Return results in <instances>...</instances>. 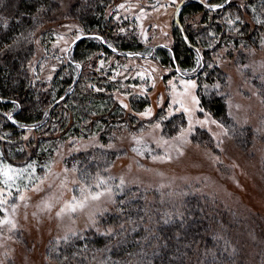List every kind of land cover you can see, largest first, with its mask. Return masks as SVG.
I'll use <instances>...</instances> for the list:
<instances>
[{"label": "rangeland", "instance_id": "1", "mask_svg": "<svg viewBox=\"0 0 264 264\" xmlns=\"http://www.w3.org/2000/svg\"><path fill=\"white\" fill-rule=\"evenodd\" d=\"M190 1L201 0H176L175 5L172 0L113 2L106 9V16L112 29L109 34L114 41L106 42L103 39L99 42L104 41L116 48L119 46L117 41L122 40L130 44L131 49L121 52V55L102 50L87 53L83 69L82 65L77 68L79 63L75 64L70 59L80 40L75 44L71 41L78 29L84 30L82 39L96 37L98 34L94 30L84 27L65 9L62 17L41 31L35 41V54L28 64L32 82L51 87L53 99H56L59 83L66 84L70 78L74 83L79 73H83L88 89L98 93L107 90L109 93L110 90L123 116H117L107 124L104 120L102 122V115L93 114L92 120L101 119L94 129L67 132L68 126L73 123L71 120L66 128L60 129L58 125L57 133L50 136L52 129L44 130L57 124L52 119L54 114H51L54 124L47 122V126L39 130L25 127V132L16 138L27 152L25 157L8 160L0 155V160L14 167H24L35 161L36 169L31 183L27 180L17 181L19 191L16 187L9 189L3 183V177H0V199L6 201L0 206V219L7 217L16 225L12 230L7 224L0 225V261L3 264H59L55 258L54 244L64 240L62 238L69 229L76 235L88 230L97 231V228V232H102L100 219L114 208L118 197L130 189L147 194L151 203L167 208V214L173 213L174 209H183L187 198L194 196L209 204L218 203L221 207L223 204L225 208L222 209L219 228L226 231L222 221L226 219L225 216H233L237 226L233 240L242 253L244 264H264V24L256 22V18L264 21V9L251 5V0H233L235 3L237 1L239 12L220 15L218 9L215 12L208 10L206 15L190 16L186 14L188 9L185 7ZM222 2L203 0L204 5ZM242 3L248 7H240ZM182 14L187 32L208 41L206 46L200 43V64H197L195 55L194 65L189 68L172 67L168 50L177 42L179 32L176 19ZM237 15L243 23L229 25V16L234 19ZM217 18L222 24L218 33L213 25L218 23ZM245 25L250 27L253 35L250 33L249 37H244L241 30ZM66 47L69 51H62ZM189 80L196 82V87L190 91L199 100L198 105L189 104L193 109L194 131L188 136L189 143L176 144L171 138L177 135L181 127L187 128L189 117L182 109L176 111L180 105L173 103L174 92L169 81L175 84L176 92L182 93L184 85L181 81ZM216 84L218 88L214 87ZM212 92L225 99L232 123L231 127L224 126L227 134L216 124H195V120H203L205 114L211 120L218 121L200 104V94ZM121 101L128 107L124 108ZM149 107L152 109L151 116L138 115ZM135 108L141 110L136 111ZM174 116L178 117L176 124L181 123V116L186 124L180 126L175 134H168L164 130V123ZM157 123L161 125L158 129L154 127ZM202 130L204 136H200ZM234 130H239L245 137L249 136L247 143L252 145L248 149L238 144ZM199 131L196 136L195 133ZM63 133L65 137L61 138ZM134 135L142 136L152 152L149 153L147 149L144 155L134 152L132 149L138 147L133 140ZM161 136L170 141L169 146H156L155 140ZM218 141L222 142L219 148L216 146ZM109 144L114 147H107ZM177 147L182 149V155L176 151ZM34 148L42 154L34 155ZM97 148L104 149L106 154L115 152V160L108 166H98L97 163L98 169L94 172L90 168L79 170L76 156ZM165 150L172 156L171 161L151 158L152 155H163ZM106 154L104 157H107ZM88 158L90 161L97 160V155ZM73 167L78 171L73 172ZM64 169H68V172L65 173ZM85 170L92 174L99 171L113 177L110 183L114 189L115 203L105 198L96 206L101 214L95 217L97 224L94 226L89 222L88 213L95 209L78 211L71 219L55 215L61 201L70 200L74 194L79 195L78 185H73L72 181L78 180L80 172ZM65 177L67 186L62 189L61 201H55L50 211L44 209L42 202L52 193L59 194L60 181ZM121 178L124 180L122 189L118 187ZM223 179L227 184H222ZM9 191L11 196L8 195ZM21 193L24 200L19 198ZM241 200L246 204H242ZM12 205L16 206L15 210ZM238 239L240 241L237 242Z\"/></svg>", "mask_w": 264, "mask_h": 264}, {"label": "trees", "instance_id": "2", "mask_svg": "<svg viewBox=\"0 0 264 264\" xmlns=\"http://www.w3.org/2000/svg\"><path fill=\"white\" fill-rule=\"evenodd\" d=\"M116 1L118 0H0V153L4 158L12 160L25 157L27 152L16 141L18 135L25 132V127L20 125H35L36 130L45 128L47 122L52 123L51 114H54L52 119L57 124L44 130L46 132L52 129L50 136L57 133L58 125L61 126L60 129L66 128L71 120L73 123L68 126L67 132L88 131L94 129V125L101 119L110 124L117 116H123L110 90L109 93L108 90L98 93L88 89L83 73H79L74 83L71 78L66 84L59 83L57 98L53 99L51 87L33 83L28 69L35 54L36 39L44 27L63 16L65 9L67 14L84 27L94 30L106 42L114 41L109 34L112 29L109 27L106 9ZM251 1V5L262 6L264 9V0ZM185 7L188 9L186 14L190 16L206 15L208 12L201 1H190ZM239 9L237 1L235 3L231 0L230 6L226 5L218 12L220 15L224 12L231 14L233 11L239 12ZM183 14L178 19L183 28L177 25V42L172 48H168L172 67L177 68L192 67L197 50L199 57L202 54L200 43L206 46L208 42L187 32ZM217 19L218 23H213L216 33L222 28L219 18ZM241 31L244 37H249L251 33L248 25L242 26ZM17 38L18 43L5 49L6 44L12 45ZM117 42L119 46L112 47L117 50L115 52L104 41L100 43L94 37L83 38L75 45L70 59L73 63L82 65L83 69L87 53L102 50L121 55V52L131 49L130 44H125L122 40ZM57 101L59 103L56 104ZM200 104L224 126H232L223 96L213 92L200 94ZM62 106L63 110L59 111ZM141 108L135 110L140 111ZM9 112L13 114L15 123L4 115ZM93 114L102 115L101 119L92 120ZM181 117L179 124H176L177 116L166 121L165 132L175 134L180 126L185 125L186 120ZM200 132L195 135L198 136ZM233 133L242 148L248 149L252 145L247 143L249 136L245 137L239 130H234ZM201 135L204 136L203 130ZM64 137L63 133L61 138ZM32 150L34 155L42 154L37 148ZM104 153L106 154L104 149L99 148L79 153L76 156L80 164L79 170L90 168L94 172L98 169L97 163L98 166H108L115 160V152H107V157H104ZM91 155H97V160L90 161L88 157ZM221 181L223 185L227 182L225 179ZM222 206L225 208L223 204ZM223 207L194 196L187 198L183 209H174L173 213L167 214V208L151 203L147 194L130 189L118 197L113 211L100 219L102 232L88 230L54 244L55 258L59 264H244L242 253L233 240L237 230L235 218L225 216L222 225L227 229L224 231L219 228ZM165 220L169 222L165 223ZM108 228H112L113 232L105 235Z\"/></svg>", "mask_w": 264, "mask_h": 264}, {"label": "snow or ice", "instance_id": "3", "mask_svg": "<svg viewBox=\"0 0 264 264\" xmlns=\"http://www.w3.org/2000/svg\"><path fill=\"white\" fill-rule=\"evenodd\" d=\"M181 2H183V0H181ZM201 2L203 3V0H201ZM176 0H172V4L175 5ZM230 6L231 5V0H223L222 3H208L206 5H204L208 10L210 11H217L218 9L222 10L225 8V6ZM119 7H124V5H119ZM177 7V11H179V6L176 5ZM240 7L242 8H247L248 6L245 4H241ZM253 11H255V8H253ZM237 22H241L243 23V21H241V17L239 15L235 16V18H231V16H229L227 23L229 25H234ZM256 22L257 23H261L264 24V21H261L259 18H256ZM7 25H5L6 27ZM121 31H123V29H121ZM84 35V30L83 29H78L77 30V34L75 35L74 39L71 41V43H76V41H79L82 39ZM214 35V34H213ZM95 39H99V40H103V37L100 36H96L94 37ZM61 39H63V37H61ZM19 40L14 39L13 40V44L9 45L6 44L4 47L5 49H10L14 44L18 43ZM109 48L112 47L111 44L108 45ZM62 51L64 52H68L69 48H64L62 49ZM113 51H115V49H113ZM129 55H132L131 53ZM101 63L103 64V61H101ZM197 64H200V57H199V50H197ZM77 68L81 67L80 64L76 65ZM127 67V66H125ZM209 67H211V65H209ZM247 67V66H245ZM193 71H195V69H193ZM115 77H113L114 79ZM181 83L184 85V91L182 93L180 92H176V86L175 84L172 83V81H169V84L172 85L173 87V92H174V100L173 103L179 104L180 107L176 109V111H180L181 109L183 110V112L185 114L188 115L189 119H188V126L187 128L181 127L180 131L177 133V135L175 137L171 138V141L173 143L176 144H185V143H189L190 141L188 140V136L194 131V123L192 120V112L193 109L189 106V104L192 105H198L199 104V100L197 97H195L194 95L191 94L190 89L191 88H195L196 87V82L195 81H181ZM214 87H219L218 84L214 85ZM96 91H101V89H96ZM63 99V98H61ZM12 103L15 105L16 102L12 101ZM121 103L123 104V101H121ZM124 108H127L128 105L127 104H123ZM171 107V106H170ZM201 112H203V109H200ZM6 116V118L9 121H13L15 123L13 114L11 112L9 113H5L4 114ZM45 115H47V113H45ZM138 115L142 116V117H148L152 115V109L149 108H145L143 112L138 113ZM169 115H171V112H169ZM208 123H212V124H216L217 127H219L220 129L223 130L224 134H227V129L224 127L223 124L219 123L216 120H211L208 114H205V118L203 120H195V124H200V125H205ZM21 127H35V125H20ZM155 128H160L161 125L159 123H157L155 126ZM133 140L135 141L136 145H138V147H134L132 150L134 152H137L140 155H144V150L147 149V151L149 153L152 152V149L148 147V143L144 140V138L138 137V136H133ZM156 146L157 147H161V146H169L170 141L164 139L162 136L155 140ZM220 143H217V147H220ZM103 147V146H102ZM107 147L112 148L114 147V145L109 144ZM222 150V149H221ZM176 151L178 152V154L182 155V149L177 147ZM2 155V154H0ZM153 160H160V161H171L172 156L169 154V152L167 150H165L163 155H152L151 157ZM213 159L218 160L219 157H213ZM35 161H33L32 163L26 164L24 167H14L11 163H7L5 164L2 160H0V177H3V183L9 188L11 189L12 187H16L17 191L20 190V185L17 184V181H24L27 180L29 181V183H31L33 175L35 173ZM65 173L68 172V169H64ZM73 172L78 171L75 167H73L72 169ZM107 171V170H105ZM113 180V177L111 176H106L101 174V172L97 171L95 174L89 173L86 170L85 171H81L80 175H79V179L78 180H73L72 183L73 185H78V191H79V195H73L71 197L70 200H65V201H61V197L63 196V191L62 189H64L67 186V177H65L64 180L60 181L59 184V189H61V191L59 192V194L57 193H52L50 196H48V198L43 201V207L46 210H51L54 207V202L55 201H61V206L59 207V210L56 211L55 215L58 218H63L64 216H67L69 219H71L72 217H74L76 215V213L79 212H83L85 210H91V209H95L93 211H89L88 215H89V222L91 225H96L97 221L95 219V217L99 214H101V211L96 207L103 199H107L109 201H112L113 203H115L113 197H114V189L111 185V181ZM124 185V180L123 178H121L120 180V185L118 187H120L121 189L123 188ZM25 187H27L25 185ZM49 187L51 188L52 185H49ZM39 190V189H37ZM8 195L11 196L12 193L11 191L8 192ZM0 196H2V192H0ZM21 200H24L25 197L23 195V193H21L20 197ZM6 201L4 199H0V206H2ZM15 205H12L13 210H15ZM5 212L7 211V209H3ZM122 211V209H121ZM168 220H165V223H168ZM9 225L10 229L12 230L16 227L15 223L8 219L7 217H5L4 219H0V225ZM121 227H123L121 225ZM97 231H99V228H97ZM113 232L112 228H108L106 230V232L104 233L105 235H109ZM69 235H76V233L74 231H72L71 229H69L68 234H66L62 239L67 240L69 239ZM226 248H227V242H225ZM0 264H3V261H0Z\"/></svg>", "mask_w": 264, "mask_h": 264}, {"label": "water", "instance_id": "4", "mask_svg": "<svg viewBox=\"0 0 264 264\" xmlns=\"http://www.w3.org/2000/svg\"><path fill=\"white\" fill-rule=\"evenodd\" d=\"M76 42H77V41H76ZM74 44H75V43H74ZM108 48H109V47H108ZM110 49L113 51V49H114V48H112V47H111ZM115 52H117V50H116V49H115Z\"/></svg>", "mask_w": 264, "mask_h": 264}]
</instances>
